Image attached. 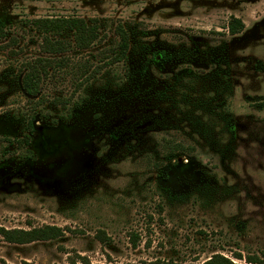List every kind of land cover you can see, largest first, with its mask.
<instances>
[{
  "label": "rangeland",
  "instance_id": "rangeland-1",
  "mask_svg": "<svg viewBox=\"0 0 264 264\" xmlns=\"http://www.w3.org/2000/svg\"><path fill=\"white\" fill-rule=\"evenodd\" d=\"M59 17L95 19L100 39L62 37L40 90L69 102L37 108L28 134L23 65L49 57L28 23ZM0 21L16 41L0 50V227L64 230L0 237V264H264V0H0ZM119 24L127 61L91 78Z\"/></svg>",
  "mask_w": 264,
  "mask_h": 264
},
{
  "label": "trees",
  "instance_id": "trees-1",
  "mask_svg": "<svg viewBox=\"0 0 264 264\" xmlns=\"http://www.w3.org/2000/svg\"><path fill=\"white\" fill-rule=\"evenodd\" d=\"M29 27L40 34L41 44L40 52L42 55L49 57H39L23 65L25 73L21 79V90L26 97L27 102H32L31 112L24 115L22 120L25 132L32 134L35 129L36 119L39 114L36 113L37 108L44 106L45 103L51 107L65 106L69 102L68 99L56 98L46 101V98L41 95L40 85L43 79L47 78L49 69L61 68L62 59H56L57 56L67 52L70 44L65 43L62 39L65 35H69L73 42V48L78 51H88L100 39V28L98 21L95 19L85 21L80 17H59V18H43L29 21ZM244 30V24L235 17H231L228 23L227 31L229 35L236 36ZM7 30L5 24L0 21V42L7 40V43H0V50L9 48L8 43L15 44V40L7 39ZM115 34L119 38L118 45L113 51L112 57L106 59L103 65L95 67L91 78L98 74L99 69H106L110 66L126 62L130 47V36L128 31L117 25ZM56 56V57H55ZM87 64V63H85ZM85 68V66H84ZM83 68V69H84ZM87 69L80 72V77L85 76ZM91 76V75H90ZM88 76L85 80L78 84L75 92L85 83L91 80ZM264 108V104H262ZM24 146L29 144L28 136H24L20 142ZM181 148V147H177ZM64 230L54 226H44L42 228H31L28 231L13 229L6 230L0 227V237L3 241L9 244L26 245L34 242H43L59 239L63 236ZM77 261L71 260L69 264H90L84 257H77ZM248 264H253L251 259H248ZM28 264V263H23ZM203 264H234L221 255H213Z\"/></svg>",
  "mask_w": 264,
  "mask_h": 264
}]
</instances>
